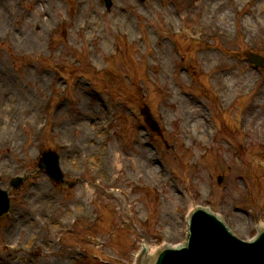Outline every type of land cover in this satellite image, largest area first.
Wrapping results in <instances>:
<instances>
[{"label": "rangeland", "instance_id": "rangeland-1", "mask_svg": "<svg viewBox=\"0 0 264 264\" xmlns=\"http://www.w3.org/2000/svg\"><path fill=\"white\" fill-rule=\"evenodd\" d=\"M18 1L20 15L10 19L9 0H0V70L17 85L13 97L0 96V176L3 189L16 175L26 181L11 190L13 210L0 219V264H99L92 256L132 264L144 244L182 242L194 204L212 207L240 240L258 235L252 225L264 221V67L247 60L264 57V0L246 8V0H231L214 14L202 0H111L110 8L97 0ZM226 8L230 15L221 17ZM86 15L94 18L92 30L79 31ZM122 20L133 31L129 39L114 26ZM165 20L223 22L232 33L224 47L208 49L173 38ZM37 34V48H29L28 35ZM138 36L142 43L133 45ZM105 61L111 69L96 75L93 64ZM5 84L1 92L10 90ZM142 107L164 137L147 138L145 120L136 122ZM238 118L243 130H256L245 148ZM215 126L222 133L211 141ZM47 151L59 153L66 179L79 181L75 188L38 171ZM93 209L104 220L91 240H81ZM148 215L152 223L142 226ZM100 241L105 246L97 248ZM7 244L21 252L8 254Z\"/></svg>", "mask_w": 264, "mask_h": 264}, {"label": "water", "instance_id": "water-1", "mask_svg": "<svg viewBox=\"0 0 264 264\" xmlns=\"http://www.w3.org/2000/svg\"><path fill=\"white\" fill-rule=\"evenodd\" d=\"M143 113L156 129L149 112L145 109ZM47 170L53 176L58 174L57 166ZM60 177L55 179L59 180ZM18 186L15 185L16 188ZM0 194L1 214L9 207V200L7 192ZM260 242L243 247L229 235L217 218L198 211L190 219L189 243L185 247L178 250L167 248L152 258L144 256L139 264H264V246Z\"/></svg>", "mask_w": 264, "mask_h": 264}, {"label": "bare ground", "instance_id": "bare-ground-1", "mask_svg": "<svg viewBox=\"0 0 264 264\" xmlns=\"http://www.w3.org/2000/svg\"><path fill=\"white\" fill-rule=\"evenodd\" d=\"M4 1L5 0H3V2H2V4L4 3ZM214 0H208V1H206V0H202V2H200L199 3V6H204V11H205V13L206 14H209V13H212V14H214V12H216V11H221L220 10V8L221 7H223L224 8V6H225V4H230L231 5V0H229V1H227V2H223L222 0H220V1H215V2H213ZM258 1V0H257ZM8 4H7V7L6 8H8V9H13L14 10V12H16V14H19V12H18V10H16V8H18L19 6H18V4L17 3H15V0H9V2H7ZM19 5H21V3L19 4ZM242 5V4H241ZM234 9H236V10H239L241 7H239V5L238 4H236V5H234V7H233ZM222 12H224L223 14H222V16L221 17H225V18H227L229 15H230V12H229V9L228 8H226V10H224V11H222ZM35 14L37 15V14H39L38 13V11H36L35 12ZM3 15V14H2ZM120 17H122V16H120ZM3 20H5V17H3L2 18V21ZM91 20H93V22H88L89 23V26H91V27H89V29L91 28V30H92V25H93V23H94V18L93 17H91L90 18V21ZM126 21V20H125ZM124 21H122V23H123ZM221 23V25L228 31V34L227 33H225V37L226 38H228V35L230 36L231 35V30L229 29V27L228 26H226L223 22H220ZM34 25H35V23L34 22H32V23H30V24H26V25H24L22 28L23 29H25L26 28V26H30L31 28L32 27H34ZM122 28H124V27H122ZM125 29V28H124ZM226 30H224V31H226ZM39 36H40V34H37L36 35V38L35 37H33L32 35H28V39H27V42H26V45L27 46H29V48H34V47H36L37 48V46H38V43H36L35 41L39 38ZM102 45H104V46H107V44H106V40L103 42V44ZM7 72H6V70H0V84H1V82H5L6 84V87L8 88L9 86L11 87L10 88V90L9 89H7V91H3V92H1L0 91V96H3V97H7L9 94H12V97L16 94V92H14V88L15 89H17V85H16V83L11 79V77H8L7 76V74H6ZM10 80V81H6V80ZM0 90H5L4 88L3 89H0ZM30 104V103H29ZM199 120H201V118H199ZM194 121H196V120H194ZM207 126H208V124L206 123V122H204ZM195 126H196V129L197 130H199L201 127H203L204 128V126L205 125H203V124H201L200 122H198V121H196L195 122ZM77 148V145L76 146H74L72 149H76ZM145 161L147 160L148 161V159L147 158H145V156H143L142 157ZM177 199V202H176V204L178 203V198H176ZM192 211V210H191ZM190 211V212H191ZM238 218H240V220H242L241 219V217H238ZM261 228L262 229H264V221H262L261 222ZM243 229H246V227L245 226H243ZM150 248V250H149V254L151 255L152 253H154V252H156V250H157V248L156 247H154V246H152V247H149Z\"/></svg>", "mask_w": 264, "mask_h": 264}]
</instances>
